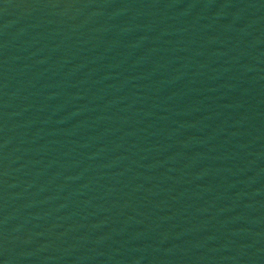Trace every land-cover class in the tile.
I'll list each match as a JSON object with an SVG mask.
<instances>
[{
	"label": "water",
	"instance_id": "1",
	"mask_svg": "<svg viewBox=\"0 0 264 264\" xmlns=\"http://www.w3.org/2000/svg\"><path fill=\"white\" fill-rule=\"evenodd\" d=\"M0 264H264V0H0Z\"/></svg>",
	"mask_w": 264,
	"mask_h": 264
}]
</instances>
